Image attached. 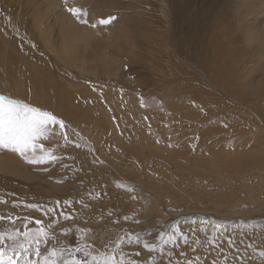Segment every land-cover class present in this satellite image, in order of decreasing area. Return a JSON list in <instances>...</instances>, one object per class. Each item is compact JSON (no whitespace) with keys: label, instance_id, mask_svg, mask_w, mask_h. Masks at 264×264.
Listing matches in <instances>:
<instances>
[{"label":"rangeland","instance_id":"obj_1","mask_svg":"<svg viewBox=\"0 0 264 264\" xmlns=\"http://www.w3.org/2000/svg\"><path fill=\"white\" fill-rule=\"evenodd\" d=\"M61 1L65 3V0ZM216 1L219 0H107V2L111 3L113 9L111 7L105 8L102 4L96 3L92 10L90 9L91 5L90 7L87 5V0L68 5L67 8L84 6L89 9L88 12L90 14L87 12L86 14L88 15L85 19L91 20L88 23H82L86 26L84 27L86 30H93L92 25H95L92 22L93 20L100 22L101 20H108L110 17H114L109 24L107 23L102 28L111 33L116 28L120 29L123 33L121 36L126 38V44L129 47V49L123 50L119 55L124 65L121 69L122 76L125 75L122 77L123 80L115 82L111 79L109 71L107 77L101 78V82H107L110 79V81L108 80L110 87L106 88L103 84L100 85L96 82V80H86L85 86L88 89L85 91H83V89H86L84 85L78 86V88L68 87L66 80L59 77L55 78L56 83L48 86V79L54 77L56 70L53 68L55 65H48L47 61L51 63L56 61L51 55L48 53L46 55L42 49L40 50V47L35 42L36 38L31 39L33 31L24 22L17 23V16L10 14L12 8H5V10L3 6H1L2 8L0 7L2 35L12 37L10 48L6 47L9 56L12 53H18L20 49H22L21 54L22 51L28 52L26 53V59L28 60L22 70L24 74L17 77L20 80V82L16 81L17 88L12 80L14 78H11L14 75L8 76L7 71V73L2 72L4 70L1 67L3 57L0 56V95L39 107L41 110L49 111L54 115L59 111L56 117L62 119L65 124L64 129H61L59 125H50L48 129L49 133H51L49 140L55 139L58 142V139H61L63 147H61L62 150L59 148L60 152L59 150L53 152L54 155L59 157L60 163L58 162L56 166L52 164L53 161L41 163L38 166L37 163L27 162L17 153L1 149L4 153H7V156L13 157L15 162L21 161L23 165L30 170L32 169L31 171L41 178H36L35 181L23 180L20 177L21 173L9 170L7 165H3L2 169H0V200L6 201V203H0V216H4L6 219L0 221V231L10 232L14 228L20 231H34L37 227L35 221L40 220L42 221V226L49 231V235L55 237V239L51 240V244H56V241L59 240L60 244L58 246H71L73 251H75L77 246L84 248L90 255L86 257L83 252H80L76 253V256L80 260L88 261L89 264L92 256L101 258L106 255H114L117 260L123 257L125 261L131 260L134 264L136 262L138 264H169L174 259L180 261L177 260L171 264H181L183 258L187 262L190 258L192 260V257H195L192 260L193 264H211V262L212 264L213 262L219 264L218 259L220 257H223V263L220 260L221 258L219 259L220 264H244L243 262H246L247 259L245 257H249L250 254L253 255V249L255 248L253 245L261 244L259 237H255L256 239L254 238L253 240L248 237V233L256 226L255 223H243L241 220L242 216L238 215L227 219L209 211L207 213L203 211L204 209L194 212L196 210L195 205L197 206L198 203L192 198H195L196 192L202 191L198 188L199 184L207 185L209 180L205 174L199 173L205 169L206 165L204 166L202 163L195 161L192 164L193 167H190L188 166L190 162L186 163L184 157H182L187 152L192 157L199 153L196 156L197 158H210L212 148L217 149L216 137H220L223 133L226 136L229 135L231 122L242 123L253 128L254 131L258 129L251 124L254 120L261 124L264 123L262 120L264 119V98L253 102V96L250 97L247 94L249 98L244 106L235 103L238 109L231 108L228 111L223 110L218 102L220 99L227 101L218 89H228V94L232 93L234 95L236 93L234 89L241 91V87L235 88L231 82L232 79L237 80L232 77L233 71L229 68L231 58L227 53H224L226 46L223 43L213 41V38L207 42V39L210 38V29L207 24L209 18L212 19L214 15L210 4L216 3ZM122 6H126V8ZM11 16L13 18H10ZM83 17L85 16L82 15L81 19H84ZM92 17H96V20ZM226 20L228 21L226 22ZM226 20L223 24L227 23V27L229 26V19L227 18ZM150 22L160 23L158 24V29L156 30L151 26ZM220 25L218 22L214 24V33L218 31ZM18 27L21 28L18 29ZM235 27L236 25L232 21L230 27L232 33H225V39L241 40V33H235ZM174 38L177 43L175 49H173L171 43ZM0 40L3 44L1 38ZM206 44L211 47V51L209 49L206 54V57L210 59V64H212L209 67V71L204 68L206 58H204L203 52ZM14 48L18 49V52ZM10 49L14 52H11ZM13 57L15 56L13 55ZM43 59L47 60H44L47 64L43 62ZM38 60H41L40 63L42 65L37 63L39 62ZM200 60H203V66L201 67ZM39 66L46 67L48 72L52 71V74L46 75L41 70L38 72L36 68H39ZM64 70L68 80H70V77H73V69L66 67ZM202 72L208 79L203 76ZM14 77L16 78V75ZM74 78L70 81H77ZM39 79L46 84L42 89H39L40 84L37 81ZM114 85L117 88L122 87L123 89L124 87L125 89H117ZM261 86H264V76L258 78L253 85V87ZM107 89L112 91H107ZM18 91L19 93L21 92L20 98L16 95H20L17 93ZM95 93L98 96H95ZM57 98L58 100L61 99L62 102L53 100ZM64 99L66 103L68 102V107L65 105ZM52 100L53 104L50 103ZM82 100L83 102H81ZM57 102L64 106L57 105ZM69 102L71 103L69 104ZM45 103H50L52 106L47 109L49 104L45 105ZM58 106L61 110H58ZM71 106L74 111L78 109L77 114L72 111L73 109H70ZM87 108L90 113L87 112ZM96 109L101 110L99 112ZM64 111L69 112L65 113ZM68 113L71 117L68 116ZM160 114L161 116L159 117ZM78 115H82L81 118H78ZM102 116L103 118H101ZM88 117L91 119L86 120ZM136 123L139 124L137 125ZM112 125L115 126V130ZM82 127L85 128L83 129ZM92 127H95L94 131H90L93 129ZM137 129L138 131L136 132ZM206 130L211 131V133L205 135ZM95 132L109 139L105 138L107 142L105 139L97 142L96 138H94L96 136ZM65 134L67 140L64 138ZM100 135H97V137ZM112 136L114 139L117 138L118 142H114L115 140H112ZM132 138H135L137 142ZM128 139L130 140L129 142ZM132 141L135 142L133 143ZM154 141L155 144L153 143ZM45 142L42 141V143ZM204 143V146L201 145ZM97 144L100 145L98 146ZM115 144L117 148L114 146ZM123 144H127L128 146H125L128 148L131 145V150L126 149L127 147ZM153 144L154 147L160 148L158 152L150 150ZM118 146L122 147V149ZM139 146H141V149L145 148L140 150ZM195 147H197V150L198 148L204 149L205 147L209 149L208 147H210V150L204 149L201 152H196ZM49 148H51L50 145ZM193 150L194 152H192ZM27 155L31 157L32 153L29 152ZM172 156H174L173 159ZM152 159L154 164L151 163ZM174 159L175 161H173ZM231 165L232 161H227L221 164L219 168L226 169L230 168ZM54 168H58V171L56 170L55 172ZM191 168L195 171L191 170ZM253 180L255 179L253 178ZM190 182L196 185L190 187ZM32 183L36 184L33 185ZM179 186H181L182 190L177 188ZM193 191L195 192L193 193ZM180 195L183 197L181 198ZM179 200L182 201L179 202ZM29 205H36L37 207L30 208L28 207ZM204 205L205 208H209L206 204ZM150 207L154 208L155 214L154 212L152 215L149 214ZM49 209H52V211H49ZM186 209H190V212L189 210L186 211ZM65 215L70 217V219L66 220L64 218ZM249 215H252L250 219L258 217L257 219L264 220V211L261 213L250 212ZM73 217L74 219H72ZM204 218L205 220H203ZM174 229H179L180 235H177L175 240L169 241L168 237L174 234ZM212 233L213 235H211ZM210 235L211 237H216V241L213 243L215 244L214 246L208 242L211 238ZM185 236L187 237V243L184 240ZM193 238L196 241H200V243L194 244L196 241ZM5 239L7 243H11V241H7V237ZM229 239L233 241L231 245L229 244ZM145 243L154 246L155 250L146 249L144 247ZM180 246L186 250L189 249L187 250L188 254ZM217 246L220 250H218ZM41 247L44 248L45 245L42 244ZM189 247H194V252L199 251L198 253L196 252L197 256ZM214 247L215 249H213ZM207 248L209 251H207ZM182 249L186 253L185 256L181 255L184 252ZM211 250H214L213 252L218 250L215 253L218 257L215 255L211 256L213 255ZM230 251L233 253H230ZM174 253L178 258H175ZM233 254L236 255L234 256ZM170 256L173 257L170 258ZM32 258L35 259L34 256ZM203 258L204 261H202ZM215 259L218 262L214 261ZM184 261L182 264H186Z\"/></svg>","mask_w":264,"mask_h":264},{"label":"bare ground","instance_id":"obj_2","mask_svg":"<svg viewBox=\"0 0 264 264\" xmlns=\"http://www.w3.org/2000/svg\"><path fill=\"white\" fill-rule=\"evenodd\" d=\"M80 1H82V0H67V3H63L61 0H0V7L3 6L4 9L5 8L8 9L9 7L12 8V10H11L12 12L10 11L11 12L10 14H12V15L14 14V16H17L16 17L17 21H18L17 23L20 24V22H24V24L27 25L29 27V29L33 31V32L31 31L32 34H33L31 39H35L36 38L35 42H36L37 46L40 47V50L42 49L43 53L46 54V55H47V53L49 55H51V57L54 59V61H56L55 63L54 62L51 63V62L43 59V62L47 61L48 65L49 64L50 65L52 64L53 66L55 65V67H53V68H55V70H56L55 75L53 74L54 77L48 79V82H47L48 86H51L52 84L56 83V79L55 78L59 77V78H61L63 80H66L65 82H66L68 87L78 88V86H83V85L85 86V81L86 80H96V82H98L100 85L103 84L107 88V87H110L109 86L110 85V82H109L110 79H108L109 81L107 80V82H101V80H102L101 78L102 77H107L108 76L107 73L109 71H110V77H112L111 79L114 80L115 82H117V80H120L119 82H121L123 80L122 77H124L125 75L122 76L123 73H122L121 69L123 68L124 65H123V61L119 57V55H120V53L123 52V50L129 49V47H128V44H126V38L121 36V34H123V33L121 32L120 29L116 28L113 31V33H111L110 31L102 28L103 26H105L107 24H101L99 21L95 22L93 20L92 22L95 23V27H92L93 30H89V29L86 30V28H84L86 26H84L82 23H80V21L76 17H74L71 13H69L67 11V6L68 5H71L72 3H77V2H80ZM87 1H88L87 5H89V7L91 5V8H90L91 10L94 9L93 6L96 5V3H98L100 5L102 4L105 8H110V7L112 8L111 3L107 2V0H87ZM210 6L212 7V11H214V15H213L212 19L209 18V22L207 24L208 28L210 29V38L207 39V42L211 41V38H213L214 39L213 41H217L219 43H223L226 46V50H225L224 53L225 54L227 53L229 55V57L231 58V63L229 64V68L231 69V71H233L232 74L234 76L232 75V77H234L237 80V81H235V80L232 79L231 82L233 83V86L235 88H240L241 87L240 88L241 91H239L237 89H234V92H236L234 95H232V93L228 94V89H226V90L225 89L224 90L218 89L220 91V93L223 94V97L226 98V100H227V101H224V100L219 98L220 100L218 102L220 103V107L223 108V110L225 109V110L228 111V109H231V108L232 109L234 108V109L237 110L238 107H237L236 104H242L244 106L245 102L248 101L249 97L247 96V94L250 97L253 96V98H254V100L252 99L253 102H256V100H258V99L264 98V86L253 87V85L256 83L257 79L260 78L261 76H264V0H219V1H216V3H211ZM122 7L126 8V6H122ZM79 8H81L83 10L86 9L84 6L79 7ZM86 10H85V12L87 13L89 9H86ZM95 10H97V9H95ZM88 14H90V13L88 12ZM88 14H86V16L84 15L85 17H83V18L84 19L87 18ZM135 16H137V15H135ZM10 18H13V17L11 16ZM92 18H95V20H96V17H92ZM227 18L229 19V26L226 27L227 23L223 24V22ZM85 20H87V19H85ZM90 20L91 19L87 20V23L90 22ZM5 21H8V20H5ZM227 21L228 20H226V22ZM232 21H234V24L236 25L235 30H234L235 33H238V34L241 33V40L225 39L226 37L224 35L229 34V32H230V34L232 33V30L230 29V27L232 25ZM217 22L220 23L222 26L220 25L218 31L214 33L213 26ZM17 23L15 22L16 25H17ZM158 24H160V23H158ZM158 24H156L155 22H150V25L153 26L156 30L159 27ZM20 28L18 27V29H20ZM214 30L216 31L215 28H214ZM2 32H3V30L0 28V36H1L0 38L3 41V44H2V42L0 40V56L3 57V58L1 57L2 58V63L1 62L0 63L2 64L1 67H3V69H4L2 72H6L7 71L8 72V74H7L8 76H10V75H12V76L14 75L15 76L16 75V78L14 76L11 77V78H14L12 80H13V83L16 84L17 83L16 81L20 82L19 78H17V77L21 76L22 74H24V72H22V70H23V66L26 65V63H27L28 59H26L27 58L26 57L27 56L26 53H28V52L27 51L26 52L22 51V54H21V50L22 49H20V51H19L20 53H19L18 49L14 48V49L17 50L18 53H12V55L9 56V53L7 52V48L6 47H9L11 45L10 42L12 41L11 40L12 37H8V36H6L4 34L2 35ZM4 33L7 34L6 32H4ZM24 35H26V34L24 33ZM29 37H31V36H29ZM171 43H172L173 49H175V47L177 46L175 38L172 39ZM12 45H14V44L12 43ZM131 47H133V46L131 45ZM209 49L211 51L210 45H208V44L204 45V52H203L204 54H203V56H204V58H206L205 59L206 61L204 63V68L207 71H209V67L212 66V64H210V59L208 57H206V54L208 53ZM11 52H14V51L11 50ZM13 55L15 57H13ZM36 56H37V54H36ZM203 56H202V58H203ZM36 58H38V57H36ZM52 58H50V59H52ZM224 58H225V56H224ZM35 60H37V59H35ZM41 60L40 61L38 60L39 62H37V61L36 62L41 64L40 63ZM47 62H45V63L47 64ZM217 64H218V62H217ZM201 66H203V60H200V67ZM66 67H69V68L73 69V75L72 76L75 77L76 79L75 78L74 79L77 80V81H70V80H73L72 79L73 77H70V80H68V77L66 76V73L64 72L65 71L64 69ZM39 68H36L38 72H40V70H41L42 72L44 71V73L46 75L52 74V71L48 72L46 67H45L46 69L44 67H41V66H39ZM43 68H44V70H43ZM52 70H54V69H52ZM49 71H50V69H49ZM202 74H203V76H205L208 79V77L203 72H202ZM229 79H230V77H229ZM37 81L40 84V88L39 89H42L46 85L41 79H39ZM78 81H81V82H78ZM114 81H113V83H114ZM19 82H18V84H20ZM115 84H117V83H115ZM119 85H121V84H119ZM16 88H17V84H16ZM85 88H86V86H85ZM119 88L122 89V87H119ZM119 88H117V89H119ZM87 89L88 88L83 89V91H85ZM124 89L125 88L123 87L122 90H124ZM107 91H112V90L107 89ZM17 93H19V91ZM19 94L20 95L16 94L18 96V98L21 97V92ZM52 96H53V94H52ZM95 96H98L97 93H95ZM41 100L43 101V99H41ZM53 100L60 101V103L62 102L61 99L58 100V98L57 99H53ZM53 100H52V102L50 101V103L53 104ZM71 100H72V98H71ZM39 102H41V101L39 100ZM48 102H49V100H48ZM64 102L66 103V100ZM81 102H83V100ZM42 103H44V102H42ZM50 103H48L49 106H47L48 107L47 109H49L52 106V105H50ZM58 103L59 102H57V105H60V106L63 105V104L61 105V104H58ZM70 103L71 102H69V104ZM117 103H119V102H117ZM46 104L47 103H45V105ZM97 104H95V105H97ZM260 104H261V102H260ZM45 105H44V107H45ZM57 105H55V106H57ZM65 105H67V107H68V102ZM93 107L96 108L95 106H93ZM57 108H58V110H61V109H59V106ZM258 108H260V106H258ZM53 109H51V110H53ZM70 109L71 110L73 109L72 106H71ZM99 110H101V109H99ZM99 110H97V111H99ZM72 111H74V109ZM77 111H78V109H77ZM77 111L75 110L74 112L76 113ZM54 112H56V111H54ZM66 112H69V111H66ZM74 112H72V113L74 114ZM87 112H89L88 108H87ZM57 113H59V111L56 112V115H57ZM73 114H72V118H73ZM76 114H74V115H76ZM246 115H247V113H246ZM68 116H70V114ZM81 116L78 115L77 117L81 118ZM103 116L101 118H103ZM160 116H161V114L159 115V117ZM123 118H125V117H123ZM90 119L88 117V119H86V120H90ZM262 120L264 121V119H262ZM125 122H126V120H125ZM132 123H133V121H132ZM251 124L256 126L258 129L254 131L253 128L248 127V126H246V125H244L242 123H239V122H236V121L231 122V125L229 126L230 134L226 136L223 133L222 135H220V137H216L217 149H213L212 148V150L210 151V155H211L210 158H205V157H203L201 159L197 158L196 156L199 153H197L195 157H192V156H189V154L187 152L184 155H182V157H184V160H185L186 163L190 162V163H188L189 164L188 166H190V167H193L192 164H194L195 161H198V162L202 163L204 166L206 165L205 169L202 172H199V173L205 174L208 177L209 180H208V183L205 180L207 185L199 184L198 188L200 190H202V191L201 192H196L195 198L194 197L192 198V200H194L195 202L198 203L197 206L195 205V209L196 210L194 212H196L197 210L199 211V209H204L203 211H206V212L209 211V212L214 213L215 215H217V216H219L221 218L225 217L227 219H230L231 217L234 218L235 216L238 215V216H242L241 220L243 221V223L244 222L245 223H248V222L255 223L256 226H254L253 227L254 229L251 230V232L248 233L249 234L248 237H250L251 240H253L255 237L256 238L259 237L261 244L253 245V246H255V248L253 249V255L250 254L249 257H245L247 259H246V262H243V263L244 264L245 263H248V264H264V257L260 256V252L264 251V220L262 221V219H257L258 217L256 219H250V217L253 214L249 215L250 212L261 213V212L264 211V123L261 124V123L256 122V120H254L253 123H251ZM122 126H123V124H122ZM131 126H132V124H131ZM112 127H113L114 130L116 129L115 126L112 125ZM94 128L92 130H90V131H94ZM126 128H127V126H126ZM157 129H158V127H157ZM131 130H134V129H131ZM139 130L141 131V129H139ZM208 130H206L205 135L211 133V131H208ZM137 131H138V129L136 130V132ZM149 132H151V131H149ZM87 133H88V131H87ZM97 133L95 132L94 134H96V136L95 135H94L95 137L93 136L94 138H96L97 142H100L101 140L104 141V139L107 138V137L102 136V135L97 134ZM185 134H187V133H185ZM216 134L219 135L218 133H216ZM97 135H100V136L97 137ZM114 136H115V133H114ZM137 136L139 137V134ZM147 136H148V134H147ZM141 137H142V134H141ZM148 137L150 138V136H148ZM143 138H141V139H143ZM107 139H109V138H107ZM107 139H105V141ZM132 139L136 141L135 138H132ZM139 139H140V137H139ZM156 139H157V137H156ZM112 140H115L114 142H118V139L117 138L114 139L113 136H112ZM143 140H145V139H143ZM129 141L130 140L128 139V142ZM155 141L153 142L154 144H155ZM108 143H109V141H108ZM44 144H45V147L50 149L52 152H57L59 150V148H60V150H62L61 149V147H62L61 139H58V142L55 139H53L51 141L48 140ZM154 144H153V146H151L150 150H152L153 152H158L160 150V148L154 147ZM49 145H50L51 148H49ZM125 145H127V144H125ZM132 145H135V144H132ZM150 145H152V144H150ZM201 145L204 146L205 143L201 144ZM114 146H116V144ZM127 146H125V147H127ZM118 147L120 148V146H118ZM137 147H138V144H137ZM139 147H140V150H143L145 148L144 147L143 149H141V146H139ZM116 148H117V146H116ZM130 148H131V145L129 146V148L127 147L126 149H130ZM134 148H136V147H134ZM185 148H187V147H185ZM208 148L209 149H206L204 147V149L210 150V147H208ZM120 149H122V147ZM195 149H196V152H201L202 150H204L203 148H201V149L198 148V150H197V147H195ZM60 150H59V152H60ZM137 151L139 152V150H137ZM192 152H194V150ZM170 153H172V152H170ZM170 153H169V155H170ZM37 154H39V153H37ZM150 155H151V153H150ZM173 155H174V153H173ZM6 156H7V153H4V151H2L0 149V169H2L3 165H7V167H9V170L18 171L19 173H21V176H20L21 179H23V180L27 179V181L28 180L29 181L30 180H34L35 181L36 178H38V179L41 178L40 176L39 177L36 176V174L31 171L32 169L30 170L28 167L23 165V163L21 161L20 162H15L14 161L15 159L13 157H11V156H7L6 157ZM115 156H116V154H115ZM173 157L174 156H172V159H173ZM161 159H163V158H161ZM177 159H179V158L177 157ZM138 161H139V159H138ZM173 161H175V159ZM173 161H172V163H174ZM227 161H232V165L230 166V168L220 169L219 166L221 164H223L224 162H227ZM24 162H26V161H24ZM58 162H59V157L52 164L56 166V165H58ZM153 162L154 161L152 159L151 163H153ZM146 163H147V161H146ZM37 165L40 166L41 163H37ZM116 166L119 167L118 165H116ZM116 166H115V168H116ZM39 168H41V167H39ZM57 169L54 168L53 170L56 172ZM133 169H134V167H133ZM191 170L195 171L192 168H191ZM34 171H35V169H34ZM120 171H121V169H120ZM183 172H184V170H183ZM205 175H204V177H205ZM207 177H206V179H207ZM253 178L255 180H253ZM197 179H199V178H197ZM165 182H167V181H165ZM35 184H33V185H35ZM50 184H52V183H50ZM174 184H175V182H174ZM189 185H190V187H194L196 184L193 183V182H190ZM180 187L181 186H179L177 188L181 189ZM155 192H156V190H155ZM194 192L195 191H193V193ZM161 194H162V189H161ZM186 194H188V193H186ZM180 196H181V198L183 197L182 195H180ZM180 201H182V200H179V202ZM175 202H177V201H175ZM185 204H186V202H185ZM204 204L209 206V208H205ZM186 208H187V206H186ZM149 210H150L149 214L152 215V213L154 212V208L150 207ZM174 210H177V209H174ZM187 210H189V212H190V209H186V211ZM177 211H175V212H177ZM154 214H155V212H154ZM203 220H205V218ZM211 225H212V223H211ZM192 228H190V229H192ZM195 228H197V227H195ZM244 229H246V228H244ZM211 235H213V233ZM211 235H210V237H211ZM190 236L192 238L191 234H190ZM193 237H195V236H193ZM208 237H209V235H208ZM189 240H191V239H189ZM257 243H258V241H257ZM182 244H183V242H182ZM194 244H196V242ZM212 245L214 246L215 244H212ZM242 245H243V243H242ZM192 246H195V245H192ZM212 247H210V248H212ZM177 248H178V246H177ZM181 248L184 249V247H181ZM189 248L192 249V250L195 249L194 247L193 248L189 247ZM213 249H215V247ZM184 250H186V249H184ZM187 250H189V249H187ZM187 250H186V253L188 252ZM218 250H220V248ZM218 250H215V252H213L214 250L213 251L211 250L212 254H213L211 256H214L215 253L218 252ZM207 251H209L208 248H207ZM189 252L191 253V251H189ZM196 252L193 251V253H195V255H196ZM233 252L230 251V253H233ZM183 253H185V251ZM201 253H203V252L201 251ZM241 253H243V252H241ZM189 255H191V254H189ZM233 255L235 256L236 254H233ZM199 256L201 257V254ZM215 256L218 257V255H215ZM171 257H173V256H170V258ZM200 257H198V258H200ZM175 258H178V257H176V254H175ZM193 258H195V257H192V260H193ZM220 258L219 259L223 263V257H220ZM219 259H218V261H219V264H220V260ZM235 259H237V258H235ZM170 260H172V259H170ZM177 260L174 259V261H177ZM184 260L185 259L183 258V261ZM205 260H206V258H205ZM178 261H180V260H178ZM183 261L181 262V264L183 263ZM202 261H204V258H203ZM214 261L218 262L217 259H215ZM237 261L239 262L238 259H237ZM237 261H236V263H237ZM173 262H171V263H173ZM184 262H186V261H184ZM240 262H242V261H240ZM195 263H197V262H195ZM149 264H151V263H149ZM169 264H170V262H169ZM176 264H178V263H176ZM211 264H212V262H211Z\"/></svg>","mask_w":264,"mask_h":264},{"label":"snow or ice","instance_id":"obj_3","mask_svg":"<svg viewBox=\"0 0 264 264\" xmlns=\"http://www.w3.org/2000/svg\"><path fill=\"white\" fill-rule=\"evenodd\" d=\"M67 11L76 17L80 23H87V20L81 19V15L86 16L85 10L78 7H68ZM111 19L114 17L101 20L100 23L107 24ZM92 27L95 25L93 24ZM50 125H59L61 129L65 128L64 121L58 119L53 113L20 100L0 95V149L17 153L29 163L54 162L58 157L42 143V141H48L50 138L51 133L48 131ZM64 138L67 140L66 134ZM29 152L32 153L31 158L27 155ZM0 203H6V201L0 200ZM28 207L36 208L37 206L29 205ZM64 218L70 219L67 215ZM5 219L6 217L0 216V221ZM35 224L37 227L34 231H20L15 228L10 232L0 231V264H89L88 261L80 260L76 256V253L80 252H83L86 257L89 256L90 253L84 248L77 246L73 251L71 246H58L59 240L56 241V244H51V240L55 237L49 235V231L42 226V221L36 220ZM177 235H180L179 229H174V234L170 235L168 240H175ZM6 237L7 241H11V243L6 242ZM184 240L185 243L188 242L186 236ZM215 241L216 237L212 236L208 242L213 244ZM196 243L199 244L200 241L197 240ZM232 243L233 241L229 239V244ZM42 244L45 245L44 248L41 247ZM144 247L150 251L155 250L154 246L147 243L144 244ZM181 255H185V253H181ZM33 256L35 259L32 258ZM260 256L264 257V251L260 252ZM90 264H134V262L125 261L123 257L117 260L114 255H106L101 258L92 256ZM186 264H193V261L188 260Z\"/></svg>","mask_w":264,"mask_h":264}]
</instances>
